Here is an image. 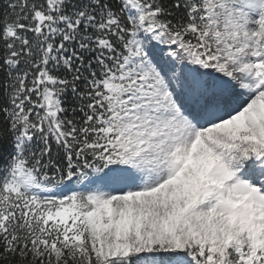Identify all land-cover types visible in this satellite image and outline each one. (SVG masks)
<instances>
[{"label":"snow or ice","instance_id":"1","mask_svg":"<svg viewBox=\"0 0 264 264\" xmlns=\"http://www.w3.org/2000/svg\"><path fill=\"white\" fill-rule=\"evenodd\" d=\"M0 264H264V0H0Z\"/></svg>","mask_w":264,"mask_h":264}]
</instances>
